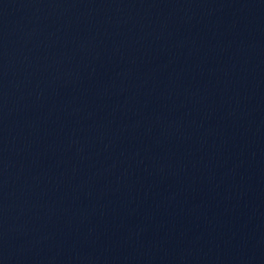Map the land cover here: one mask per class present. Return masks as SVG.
<instances>
[{"label":"water","instance_id":"95a60500","mask_svg":"<svg viewBox=\"0 0 264 264\" xmlns=\"http://www.w3.org/2000/svg\"><path fill=\"white\" fill-rule=\"evenodd\" d=\"M0 264H264V0H0Z\"/></svg>","mask_w":264,"mask_h":264}]
</instances>
